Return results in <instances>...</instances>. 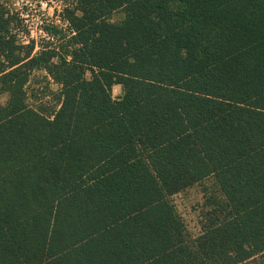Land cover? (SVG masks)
Returning a JSON list of instances; mask_svg holds the SVG:
<instances>
[{"label": "trees", "instance_id": "16d2710c", "mask_svg": "<svg viewBox=\"0 0 264 264\" xmlns=\"http://www.w3.org/2000/svg\"><path fill=\"white\" fill-rule=\"evenodd\" d=\"M7 1L0 264H264V0H76L39 51ZM209 178L224 217L192 238L172 198Z\"/></svg>", "mask_w": 264, "mask_h": 264}, {"label": "rangeland", "instance_id": "374dc122", "mask_svg": "<svg viewBox=\"0 0 264 264\" xmlns=\"http://www.w3.org/2000/svg\"><path fill=\"white\" fill-rule=\"evenodd\" d=\"M40 1L8 0L5 3L7 9L11 12L10 14L15 16L16 23L14 26L20 34H26L27 27L26 23L22 22L18 17L15 12L16 9L22 8L25 11H30L31 23H35V18L40 14H45L48 20H54L57 16L61 18L63 16L64 19L65 8L72 6L76 0H45L48 2V7L45 10L42 9ZM122 19L123 13L119 12L113 16L112 21L118 22ZM60 44L61 42L59 41ZM26 92L28 94V105L32 108L48 116L58 108L57 95L59 94V86L54 84L45 72H34L32 74L30 82L26 87ZM122 93L118 87H115L113 97L118 99L122 96ZM8 98V94H3L0 98L1 103L5 105ZM172 201L185 223L187 232L190 233L192 238L200 236L205 225L209 224V222L213 220L219 221L221 220L219 218L224 217V214L220 211L223 197L216 187L213 178H209L201 184L175 195ZM218 216L220 217L218 218Z\"/></svg>", "mask_w": 264, "mask_h": 264}, {"label": "built area", "instance_id": "2783aa9c", "mask_svg": "<svg viewBox=\"0 0 264 264\" xmlns=\"http://www.w3.org/2000/svg\"><path fill=\"white\" fill-rule=\"evenodd\" d=\"M40 4L43 10L48 7V2L45 0H41ZM15 12L17 13L21 21L26 23L27 33L21 34L20 36L23 44H30V42H35L36 51L40 49L41 43L46 41H53L52 33L50 32L51 28H57L61 31H67L68 29V22L63 19V16L62 18L60 16H57L54 20H48L45 14H40L35 18L36 22L31 23L30 11H25L22 8H18L15 10Z\"/></svg>", "mask_w": 264, "mask_h": 264}, {"label": "crops", "instance_id": "0c3cea01", "mask_svg": "<svg viewBox=\"0 0 264 264\" xmlns=\"http://www.w3.org/2000/svg\"><path fill=\"white\" fill-rule=\"evenodd\" d=\"M115 87H118L122 92H123V89H122V86H120V85H116V86H114V88ZM114 88H113V90H114ZM123 94V93H122Z\"/></svg>", "mask_w": 264, "mask_h": 264}]
</instances>
